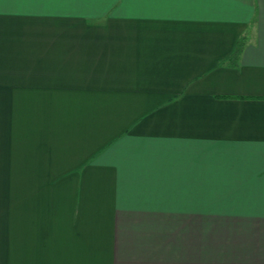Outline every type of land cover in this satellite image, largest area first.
<instances>
[{
	"label": "crops",
	"instance_id": "crops-1",
	"mask_svg": "<svg viewBox=\"0 0 264 264\" xmlns=\"http://www.w3.org/2000/svg\"><path fill=\"white\" fill-rule=\"evenodd\" d=\"M0 176V264H264V0H0Z\"/></svg>",
	"mask_w": 264,
	"mask_h": 264
},
{
	"label": "rangeland",
	"instance_id": "rangeland-1",
	"mask_svg": "<svg viewBox=\"0 0 264 264\" xmlns=\"http://www.w3.org/2000/svg\"><path fill=\"white\" fill-rule=\"evenodd\" d=\"M1 177V176H0ZM6 179L7 177H2ZM10 183L0 181V223H6L10 221H22L21 205H17L11 196ZM19 199H17L18 201ZM13 204H16L15 209Z\"/></svg>",
	"mask_w": 264,
	"mask_h": 264
},
{
	"label": "trees",
	"instance_id": "trees-1",
	"mask_svg": "<svg viewBox=\"0 0 264 264\" xmlns=\"http://www.w3.org/2000/svg\"><path fill=\"white\" fill-rule=\"evenodd\" d=\"M245 40H246V37L242 36L236 42L233 52L226 59V62L229 66L237 65V62L241 56L242 50H243L244 45H245Z\"/></svg>",
	"mask_w": 264,
	"mask_h": 264
}]
</instances>
